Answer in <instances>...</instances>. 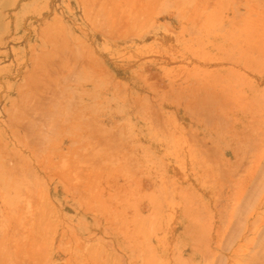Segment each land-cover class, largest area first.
Instances as JSON below:
<instances>
[{
    "label": "rangeland",
    "instance_id": "rangeland-1",
    "mask_svg": "<svg viewBox=\"0 0 264 264\" xmlns=\"http://www.w3.org/2000/svg\"><path fill=\"white\" fill-rule=\"evenodd\" d=\"M0 264H264V0H0Z\"/></svg>",
    "mask_w": 264,
    "mask_h": 264
}]
</instances>
